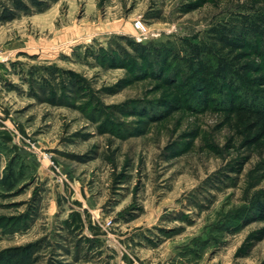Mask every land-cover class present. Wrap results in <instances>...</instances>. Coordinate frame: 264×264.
Segmentation results:
<instances>
[{
    "label": "rangeland",
    "instance_id": "rangeland-1",
    "mask_svg": "<svg viewBox=\"0 0 264 264\" xmlns=\"http://www.w3.org/2000/svg\"><path fill=\"white\" fill-rule=\"evenodd\" d=\"M21 1L0 0V264H264L263 220L230 232L264 194V139L226 119L225 87L191 105L186 66L158 71L134 46L218 48L210 27L264 0ZM248 38L241 60L264 69V38Z\"/></svg>",
    "mask_w": 264,
    "mask_h": 264
},
{
    "label": "trees",
    "instance_id": "trees-1",
    "mask_svg": "<svg viewBox=\"0 0 264 264\" xmlns=\"http://www.w3.org/2000/svg\"><path fill=\"white\" fill-rule=\"evenodd\" d=\"M13 3L16 9L23 12L27 10V5L23 1L14 0ZM191 9L192 6H188L186 11ZM3 17H6V20L13 19L14 14L8 11ZM208 31L218 48L210 47L206 43H194L187 38H179L183 49L187 51L185 56L174 54L172 50L164 45H154L148 53H146L143 44H135L134 46L139 53L141 48L144 51L139 55L144 59L145 64L150 67L154 65L158 71L167 64L166 60L172 58V56L177 59L181 68L186 66L187 73L184 83L189 86L187 101L191 105L207 108L211 102L209 88L225 87L228 93L229 114L231 115L230 119L229 116L226 119L243 137L247 145L261 144L264 139V69H259V67L252 66L249 62L242 61V52L238 49L245 36L247 38L249 36L252 41L264 38V11L256 12L254 15L243 14L238 21L216 24L210 27ZM118 59L117 56L113 55L109 62L112 65L120 64ZM247 85H250L251 88H248ZM217 91L221 90L217 88ZM179 105L177 100L166 104L165 110H163L165 115H169L173 110L179 108ZM3 138L5 141L11 139L8 134H4ZM244 164L245 162L239 163L234 171L241 172ZM256 220L264 221V194L253 199L244 220L231 226L230 232H234L241 226ZM67 223L75 229H81L83 220L80 214L75 212L74 218L68 220ZM263 236L264 228L252 235L253 241L250 246ZM31 256L32 253L28 247L23 248L21 257L27 259L28 263H33L34 260L30 258Z\"/></svg>",
    "mask_w": 264,
    "mask_h": 264
},
{
    "label": "built area",
    "instance_id": "built-area-1",
    "mask_svg": "<svg viewBox=\"0 0 264 264\" xmlns=\"http://www.w3.org/2000/svg\"><path fill=\"white\" fill-rule=\"evenodd\" d=\"M133 26L138 31V34L140 36H143L147 32L143 22L140 19H136L133 22ZM5 61H6V58H5L4 54H3V52L0 51V63H3Z\"/></svg>",
    "mask_w": 264,
    "mask_h": 264
}]
</instances>
